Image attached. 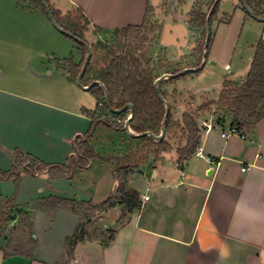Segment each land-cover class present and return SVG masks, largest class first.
I'll list each match as a JSON object with an SVG mask.
<instances>
[{
	"label": "crops",
	"instance_id": "0c3cea01",
	"mask_svg": "<svg viewBox=\"0 0 264 264\" xmlns=\"http://www.w3.org/2000/svg\"><path fill=\"white\" fill-rule=\"evenodd\" d=\"M48 1L62 13L80 9L89 21L85 35L111 36L126 27L140 26L147 7L155 12L150 0ZM196 1L206 3L209 0H188V3L173 0L171 11L186 7L184 17L174 16L173 19L182 20L185 32L182 40L175 38L164 44V48L160 46L165 55L174 57L172 64L188 57L184 68H189L186 65L196 60L191 55L197 46V36L188 24V15ZM162 2L158 0L155 5L157 12ZM203 9L206 10L205 6ZM239 12L244 26L249 17H245L237 5L232 17ZM225 16L227 14L221 15L218 8L217 17ZM1 19L15 20L28 29L30 22L35 25V31L22 27L25 34L34 39L20 35L19 39L0 43V170L11 168V153L16 149L44 163L64 164L72 154L74 139L89 129L93 112L80 93L86 90L69 78L66 69V61L70 59L66 55L71 53L73 45L45 16L19 8L17 0H0ZM251 19L259 23L260 38L264 40V22ZM215 25L217 29L221 24ZM51 39L56 41L53 45L58 55L56 64L43 73L42 64L37 62L34 71L31 64L36 57L31 56V50L48 44ZM56 43L61 45L62 52ZM12 44L24 51L12 55ZM210 53L211 50L203 68L189 75V80L183 76L173 83V89L178 90L176 83L181 82L182 90L178 93L187 95V107L195 110L203 102L217 100L224 80L242 83L253 56L231 66L232 59L219 62L209 56ZM71 59L74 64L80 63L79 56ZM15 61L22 63L21 70L35 80L14 76L11 64ZM43 78L48 81L41 82ZM196 96L200 102L195 100ZM184 111L179 110L180 117ZM195 114L200 136L196 149L199 154L194 153L183 169L177 166L175 149L183 145L184 140L177 146L171 143V150L159 154H154L150 147L136 149L141 151L139 154L133 149L119 153L122 147H117L114 154L101 150L95 138L91 140L102 158L128 156L137 161L128 187L139 193L142 206L120 224L117 221L119 206L95 217L87 228L88 234L113 229L116 230L114 239L107 246L90 239L79 242L68 264H264V120L239 130L244 138L234 134L223 138L221 133L230 128V116L221 118L212 111ZM112 163L96 158L73 179H49L46 172H41L20 178L15 193L9 188L1 193L0 189V213H7L9 220L0 232V264H54L65 258V238L73 233L77 216L69 210H59L51 218L40 211L38 205L51 196L101 202L115 186ZM1 183L9 184L7 181ZM9 194H14L16 201L6 208ZM143 196L148 200L144 201ZM20 210L33 215L34 254L32 258L24 255L3 257L9 233L18 225ZM54 226L57 229L54 250L46 251L48 259L38 258L40 242L48 239V232Z\"/></svg>",
	"mask_w": 264,
	"mask_h": 264
},
{
	"label": "trees",
	"instance_id": "16d2710c",
	"mask_svg": "<svg viewBox=\"0 0 264 264\" xmlns=\"http://www.w3.org/2000/svg\"><path fill=\"white\" fill-rule=\"evenodd\" d=\"M43 1L49 6L51 15L55 23L71 36L77 37L83 41L84 32L88 29L89 21L83 15L80 9L72 12L62 13L54 9L48 0H17V5L21 9L30 12L39 13L48 19L45 12ZM237 5L245 14L250 17L249 13L243 8L240 0ZM215 0H209L206 3L195 2V6L188 15V24L197 38V46L191 55L196 58L194 63H188L189 68H196L200 65L203 56V46L206 38L205 21L206 16L214 5L209 16L210 28L214 23L228 24L231 15L218 18V8L220 0L214 4ZM243 4L258 18L264 22V0H243ZM205 6L206 10L203 9ZM147 7L143 23L140 26H129L115 33H120L123 37L118 45L101 46L99 49L92 50L80 82L83 86L94 81H99L106 89L110 106L113 109H119L130 103L133 106V116L129 122V127L136 133L150 132L154 135L160 133L161 124L164 119L165 108L158 95L160 94L168 102V93L164 88L166 83L185 76L186 74L168 79L159 83L158 90L154 87V81L160 76L156 73V67L152 64L151 57L138 51V44L142 34L146 39V32L159 31L157 22L148 19ZM64 35V34H63ZM66 36V35H64ZM72 40L81 55L80 63L74 64L72 59L66 61V69L69 78L77 79L83 65L84 57L87 50L82 43ZM213 34L211 32L206 48V59L209 54ZM188 57L181 58L177 63L172 64L171 71H165L175 74L181 71ZM166 60V58H164ZM185 63V64H184ZM192 73V72H190ZM89 91L96 98V106L91 113V122L89 129L82 136H77L73 141L72 154L67 158L64 164H48L31 156L30 154L16 149L11 153L12 164L7 171L0 170V181L13 180L17 184L23 174L34 176L41 172H46L49 179L69 178L73 179L82 169L86 168L90 161L101 158L113 164V177L115 186L111 193L101 202L92 203L91 201H77L64 197L51 196L38 205V209L50 217H54L59 210H69L77 216V223L73 233L65 238V258L54 264H68L75 246L90 239L107 246L114 239L116 230H96L91 235L88 234L87 228L92 224L95 217L105 214L111 208L120 207L118 223H122L128 215L141 209L142 203L139 193L128 187V181L136 170L137 161L128 156L106 158L100 157L91 144L94 135L101 127L110 131H124L123 124L128 116V110L121 113H113L105 103L104 93L100 86L94 85ZM169 105V114L165 123V136L161 141L155 142L147 136L132 137L140 143H146L154 146L152 152L159 154L172 149L170 143L171 137L179 135L184 140L183 145L175 149L176 163L179 169H183L184 163L195 153L200 144L199 129L196 124L194 113L190 110L181 114L180 120H174L171 106ZM196 111H212L221 118L230 116V127L237 130H243L254 126L256 123L264 120V40L259 39L254 46V53L248 72L242 83L237 84L232 81L224 80L221 90L216 101H206L200 104ZM178 131L179 134H176ZM180 137L178 139H180ZM141 153V151H134ZM131 154V153H130ZM136 155V154H134ZM6 208H10V201L6 202ZM19 222L13 227L12 232L21 227L22 231L27 232L29 241L12 244V239L8 238L7 244L3 249V257L11 255H24L32 258L35 246V240L32 238L31 228L33 215L29 211H18ZM7 213H0V232L8 223Z\"/></svg>",
	"mask_w": 264,
	"mask_h": 264
},
{
	"label": "rangeland",
	"instance_id": "374dc122",
	"mask_svg": "<svg viewBox=\"0 0 264 264\" xmlns=\"http://www.w3.org/2000/svg\"><path fill=\"white\" fill-rule=\"evenodd\" d=\"M157 2L158 0H150V5L153 7V10L155 12L153 13V11L150 10L148 12V19L150 21L153 20L157 22V27L158 29L160 27V29L159 31L157 30L154 32L147 31L146 39L144 38V36L142 35L143 33H142L139 36L141 41L138 44V46H140L138 47V51L146 55V57H151L153 66L157 68L156 73L160 74L161 76L166 73L171 74L165 71H171L172 62L174 60V57L171 56V54H167V53L165 55L163 52L164 50L163 51L160 50L161 49L160 46L162 44V48H164L163 47L164 44H166L167 42L175 38H177L178 40H182V37L185 32V29H184L185 26H183L184 24L182 23V20L181 22H179L178 20L174 21L173 19H175L174 16L179 17V18L184 17L185 16L184 10L186 7L185 6L181 7L182 9L181 11L174 12L175 11L173 10L174 8L172 9L173 11H169V9L167 8V4L170 2V0H163V2L159 5V10L157 12L155 8V5L157 4ZM185 2L188 3V0H185ZM238 3H239L238 0H221L219 4L220 13L221 15H223V13L227 14V16L231 15L230 21H229V23L230 22L231 23L230 24L221 23V25L217 29L214 23L213 26L210 28L213 34V39H212V43L210 46L211 53L209 56L216 58L219 62H222V61L227 62L228 61L227 59H232L231 66H233V64L238 61L245 62V60H247L249 56H252V54L254 53V46L257 43V41L260 39V32H261L259 23L256 22L255 20H252L250 17L247 19L244 26H242L241 24L242 18H243L242 13L240 12L236 13L234 17H232L233 16L232 13L235 9V6L238 5ZM1 20H0V27L1 28L3 27V30L0 29V43L6 44L7 41L16 40V39L21 38L20 35L22 36L27 35L23 31L22 27L27 28V30L35 31V25H32L30 22H29V26L31 27H29L28 29L26 25L22 23L18 24L17 21L15 20H11V19H8V20L5 19V21L4 20L1 21ZM61 35L63 34L61 33ZM83 35L85 36L84 39L86 43L88 42L89 44L93 43L90 46L92 50L99 49V47L101 46L118 45L117 43L120 42V40L121 41L123 40L122 39L123 37L120 35V33H117V34L113 33L111 36L110 35L96 36L90 33L86 35L83 34ZM27 36L28 37L26 39L28 40L34 39L30 34H28ZM63 37L67 39L70 43H72L73 45V50L70 49L71 53L67 54L66 56L68 58H72V57L75 58L79 56L81 60V55L79 54L77 48L75 47L74 42L64 35ZM157 37H158V40H157ZM45 41L47 42V40ZM55 42L56 41L54 39L53 40L51 39L49 40L48 44H43V46H41L40 48L36 47L31 50V53H32L31 56L36 57L35 61H33V63L31 64V68L34 71L36 70L37 62L42 64V67L40 69L43 71V73H46V71L48 72L49 69H52L54 67V64H56L55 57L58 56L56 55V51L53 48V45H55ZM12 45L14 46L11 51L13 53L12 55H17L19 54V52L22 53L24 51L18 45H15V44H12ZM56 46H60V48L58 49L59 51L61 50L60 52H62L63 48H61V45L56 43ZM27 55H29V52ZM164 58H166V60ZM208 66L209 65H207V67ZM21 67H22V63H16V61L15 63L11 64V70H12L11 72L14 74V76H17L18 78H21V79L23 78L26 80H32V81L35 80V78L30 76L28 72L21 70ZM221 72H223L222 69H221ZM194 73L195 72L188 73L185 76L189 80L190 79L189 75L191 74L194 75ZM204 77L205 75L203 76V78ZM213 78H214V81H216L215 80L216 77L214 76ZM220 78L221 76H218L219 80ZM40 81L46 82L48 81V78H43V80H40ZM173 83L174 82L166 83L164 88L167 90V93H168V99H169L168 103L171 106V112H172L174 120H180L179 110H182V109H184L185 111L190 110L191 112L194 113V116H196L195 113L198 111L187 107L189 104L188 96L185 94L178 93L179 89L182 90L181 82L176 83L178 90L173 89ZM81 91L82 92L80 93L81 95H83L86 102H89L88 104H90V109L94 111L96 103H97L96 98L94 97L92 92L89 90H86V91L81 90ZM195 100L200 102L198 96H196ZM204 112H207V111H204ZM176 134H179L178 131L176 132ZM179 137H180L179 135L175 137H171L170 143L177 146L178 142L182 139L181 137L180 139H178ZM94 138L97 141V144H98L97 146L102 148L101 150L109 151L114 154L116 150L115 148L117 147L118 148L122 147L119 153L128 152L130 149L136 150L139 148L141 149V148H146V147L154 148V146H151L149 144L140 143V142H137L136 140H133L132 137L126 131L125 132L124 131L113 132V131L108 130L105 127L99 128L97 132L95 133ZM119 153H117V155ZM113 164L114 162L112 163V165ZM23 176L30 177V175L23 174L21 178ZM6 181L9 184H5V183L0 184L1 193H3V191L5 192L7 188H9V190L11 191L14 190V193H15L17 189V188L15 189V186L17 185L18 187L20 180L18 181L17 184H14L13 180H5V181H0V182H6ZM14 198H15L14 194L12 195L9 194V197H6V199H9V201L13 202V204L16 201V200L14 201ZM56 233H57V229L54 226L51 232H48V239L46 241L43 239L41 240L40 242L41 244L39 245L40 247L39 251L36 254L38 258H43V259L49 258L48 257L49 255L47 254L46 251L54 250L53 249L55 247L54 245L57 242V239L55 237ZM35 234H36L35 232H32L31 234L34 240H36ZM9 238L12 239V244L14 245L29 241L27 232L25 231L23 232L20 226L17 227L16 231L14 232L11 231L9 233ZM41 246L43 247L41 248ZM0 259H1V252H0Z\"/></svg>",
	"mask_w": 264,
	"mask_h": 264
},
{
	"label": "water",
	"instance_id": "95a60500",
	"mask_svg": "<svg viewBox=\"0 0 264 264\" xmlns=\"http://www.w3.org/2000/svg\"><path fill=\"white\" fill-rule=\"evenodd\" d=\"M219 0H215L214 4H216ZM241 3H242V6L243 8L249 13L250 17L253 18V19H256V20H262L261 18H258L256 16H254L252 14V12L243 4V0H240ZM173 2V0H170V2L168 3L167 5V8L169 9V11H171V3ZM43 6H44V9H45V12L48 16V20L50 21L51 25L57 30L59 31L60 33L66 35V36H69L71 37L74 41L78 42V43H82L84 44L86 50H87V53L84 57V61H83V65H82V68L80 70V73L79 75L77 76V79H76V82L77 84L82 87L83 89L85 90H89L92 86L94 85H98L102 88L103 90V93H104V99H105V103L107 105V107L109 108V110L113 113H121L122 111L124 110H128V116L126 117V120L123 124V127H124V130L131 136V137H134V138H137V137H142V136H147L149 138H151L153 141L155 142H158V141H161L164 136H165V123H166V119L168 117V114H169V105H168V102L159 94L158 97L159 99L161 100V102L163 103L164 105V108H165V114H164V119L162 121V124H161V129H160V133L158 135H154L148 131L146 132H141V133H136L134 132L133 130H131V128L129 127V122L133 116V106L132 104L128 103L126 104L125 106L119 108V109H113L111 106H110V103H109V100H108V96H107V93H106V89L105 87L99 82V81H94L92 83H89L88 85L86 86H83L80 82V78H81V75L83 74L84 70H85V67L87 66L88 62H89V59L92 55V50H91V47L83 40L77 38V37H73L71 36L68 32H65L64 30H62L56 23L55 21L53 20L52 18V15H51V12H50V9H49V6L47 5V3L45 1H43ZM213 7L214 5L211 6V8L209 9L208 13H207V16H206V21H205V28H206V38H205V42H204V46H203V56H202V60H201V63L198 67L196 68H184L182 69L181 71L175 73V74H163L161 75L160 77H158L155 81H154V87L156 90H158V85L159 83H162L168 79H172V78H177V77H180L186 73H190V72H196L200 69L203 68V65L205 64V61H206V48H207V44H208V40L210 38V34H211V29H210V25H209V16L213 10Z\"/></svg>",
	"mask_w": 264,
	"mask_h": 264
},
{
	"label": "built area",
	"instance_id": "2783aa9c",
	"mask_svg": "<svg viewBox=\"0 0 264 264\" xmlns=\"http://www.w3.org/2000/svg\"><path fill=\"white\" fill-rule=\"evenodd\" d=\"M233 134H234V135H238V136H240L241 138H244V135H243L239 130H237V129L234 128V127H230V128L228 129V131H224V132H222V133H221V137L226 138L227 136H229V135H233ZM195 154L198 155L199 152H198V151H195ZM242 170H244V169H242ZM142 199H143L144 201H146V200H148V197H147V196H143Z\"/></svg>",
	"mask_w": 264,
	"mask_h": 264
}]
</instances>
